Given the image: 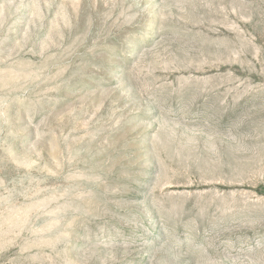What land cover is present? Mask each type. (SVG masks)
<instances>
[{
    "label": "rangeland",
    "instance_id": "374dc122",
    "mask_svg": "<svg viewBox=\"0 0 264 264\" xmlns=\"http://www.w3.org/2000/svg\"><path fill=\"white\" fill-rule=\"evenodd\" d=\"M0 264H264V0H0Z\"/></svg>",
    "mask_w": 264,
    "mask_h": 264
}]
</instances>
